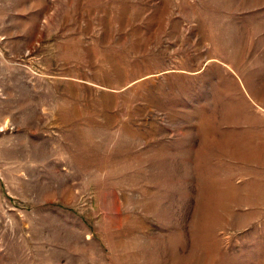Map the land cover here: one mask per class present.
<instances>
[{"label":"rangeland","instance_id":"1","mask_svg":"<svg viewBox=\"0 0 264 264\" xmlns=\"http://www.w3.org/2000/svg\"><path fill=\"white\" fill-rule=\"evenodd\" d=\"M0 264H264V0H0Z\"/></svg>","mask_w":264,"mask_h":264}]
</instances>
